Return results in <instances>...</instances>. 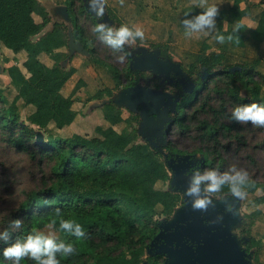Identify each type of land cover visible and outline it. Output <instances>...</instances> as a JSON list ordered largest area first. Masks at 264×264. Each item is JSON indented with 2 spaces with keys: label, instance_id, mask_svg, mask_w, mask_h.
<instances>
[{
  "label": "trees",
  "instance_id": "1",
  "mask_svg": "<svg viewBox=\"0 0 264 264\" xmlns=\"http://www.w3.org/2000/svg\"><path fill=\"white\" fill-rule=\"evenodd\" d=\"M77 2L81 3L78 15L71 17L73 37L86 48L88 42L96 43L98 39L96 34L87 37L78 22L80 16L90 15L82 0H68V10ZM106 13L115 26L122 23L111 8L107 7ZM246 13L245 10L237 11L236 19ZM50 23L51 29L42 34ZM237 26L238 32L233 34L239 37L245 26ZM253 33L264 35V10ZM36 36L39 37L34 39ZM0 43L13 53H26L23 67L27 75L16 65L9 66L6 73L17 86V99L34 108L27 117L28 123L40 130L51 123L58 129L71 125L76 118L72 94L85 82L79 79L70 96L62 95L63 86L76 72L74 67L65 69L61 64L69 57L68 51L65 52L69 44L66 24L52 22L40 0H0ZM150 49H157L170 58L165 52L166 44L153 43ZM122 53L126 55L125 50ZM40 54L48 56L53 65H45L39 58ZM126 57L130 62V55ZM225 59L223 51L200 53L189 64L187 75L195 83L194 91L180 94L173 116V124L180 132H195L204 144L192 152L203 155L201 170L225 167L226 162L218 150L221 140L234 142L235 151L245 144L246 134L241 121L229 119L232 107L253 101L264 102L260 95L264 75L256 69L259 60L231 70ZM113 70L117 80L125 81V88L142 83L146 76L145 71L132 69L130 65L123 71ZM238 84L246 97L239 96ZM154 88L159 89V84H154ZM104 96L112 97L113 89L98 90L93 99L101 100ZM102 114L109 127L96 128L99 137L73 134L62 139L48 136L39 144L35 143V132L31 126L18 124L15 102L6 109H0V130L8 132L7 141L26 152L38 165L43 160L53 163L41 186L27 195L1 226L0 230H9L10 239L0 241V264H12L3 256L2 249L28 232L49 225L57 207L65 211L66 216L80 222L86 231L85 237L71 236L59 229L57 221L53 228L59 233V239L71 240L76 248L71 256H60V264L143 263L150 242L159 232L157 207L161 208L159 213L164 219L169 220L182 204L183 197L173 188H156L158 182H168L171 176L160 150L152 148L149 143H137L140 115L130 112L125 118L122 108L113 100L103 103ZM122 123L130 129L116 131L114 126ZM260 147H264V141ZM221 148L226 149V146ZM165 149L172 154L177 152L169 142ZM257 188L253 182L246 186L250 193H255ZM219 194L233 196L228 185ZM253 202L264 205V193L256 196ZM260 214V210L254 211L251 220ZM17 218L22 221L20 227L13 224ZM244 225L241 232L248 236L244 242V250L248 253L260 243L245 230ZM161 260V255L149 257L152 264H160ZM20 264L36 262L24 257Z\"/></svg>",
  "mask_w": 264,
  "mask_h": 264
},
{
  "label": "rangeland",
  "instance_id": "2",
  "mask_svg": "<svg viewBox=\"0 0 264 264\" xmlns=\"http://www.w3.org/2000/svg\"><path fill=\"white\" fill-rule=\"evenodd\" d=\"M131 1L138 2L139 0ZM154 1L156 0H143L146 6L145 13H143L144 18L140 19L136 26L139 25L144 30V37L142 39L145 41V46H148V51H151L148 53L154 54V57L160 60V62L162 61L164 64H168L169 71H165L164 69L163 73H160L156 69L146 70L144 81L133 86L135 90L151 96L171 95L176 104H178L181 99L180 94L183 92V82L174 74L173 68L178 65L184 73L185 80L190 81L195 87V83L188 78L187 69L189 64L200 53L225 52V64L230 66L231 70L238 69L241 64H249L253 60L258 59L259 63L256 69L264 75V35L253 33L258 28V20L261 12L264 10L262 0H170V2L169 0H160L163 2L160 4L162 6L161 11L170 12V15H168L169 18H167L168 24H166L167 22L163 23L165 24V26L163 25V33H160L161 29H155L157 24L159 25V22H162L164 19L163 16L162 18H158L156 8L154 9L153 7L155 4ZM40 2L49 13L51 21L52 19L60 21L68 17L67 22L70 24L71 34L73 35L71 17L72 15H78V6L81 3H75L68 10V0H40ZM105 2V7H109ZM86 3H88L87 0H82L84 6ZM207 3L218 4V15L215 18L217 30L225 35L231 33L233 35L232 40H225L221 44L214 40L212 36H204L202 34L185 35L184 28L180 24L185 13L189 16L195 15L197 12L202 11V7L206 6ZM106 8L102 16H97L94 13L89 16L79 17L78 22L85 30L87 37L95 35L92 32L95 21L106 17L108 23L114 25L107 16ZM239 10H245L247 13L242 15L241 18L236 19L235 13ZM151 23H155V26L152 27ZM238 24H243L245 30L238 34L239 37H236L233 34H236L233 29ZM51 27L49 28L51 29ZM50 29H47L45 32ZM166 37L170 39L172 45H168L167 42H160V39ZM153 38L158 39L155 41ZM73 42L76 43L77 41ZM132 42L130 40L126 46L132 47ZM158 42L167 45L165 52L170 58L165 55L163 56L157 49H150L151 44ZM91 49L94 50L93 53L89 52ZM169 51L173 54L172 56L169 54ZM85 52L84 54L77 55L81 63L80 69L82 70L80 76H83L87 80V83L72 94V108L76 112V118L71 125L62 129L56 128L51 123L45 129L40 130L28 123L27 117L34 111V108L24 104L22 100L17 99V86L10 81L6 73V69L9 66L16 65L27 75L23 67L26 53L24 51L13 53L0 43V109H6L15 102L17 106L18 124L21 126H31L35 132V143L41 144L48 139V136L62 139L69 138L73 134L90 138L99 137L96 128L109 127V124L103 118L102 105L104 102L113 100L122 108L125 118L129 116L130 112L140 115L141 122L137 126L139 131L137 143H149L146 139L149 128L143 118L145 102L133 92L123 100L122 93L126 89L125 81L122 79L117 80L113 70L114 68L118 71H123L138 54L131 55L126 51V55H130L129 62L124 53L112 51L109 46L100 43L99 40L96 43L88 42ZM119 56H123V59H118L117 57ZM40 60L47 66H51L53 63L44 54L40 56ZM62 63L67 68L70 62L64 60ZM204 77L205 75L202 74V78ZM79 79L82 78L74 77L73 79H69L61 90L62 95L66 97L70 96ZM156 83L159 84V89L154 88V84ZM103 88L113 89V96H104L101 100L93 99V95ZM236 89L240 97H246L245 91L239 84L236 86ZM260 95L264 100V85L262 86ZM174 114L175 112L169 114L170 120H173ZM241 123L244 126L243 133L246 134L245 144L235 151L236 144L234 142L231 141L228 143L227 140H221L218 150L221 152L226 165L224 168H218L216 170L221 173L229 171L233 165L245 168L250 181L256 183L258 188L255 193H250L245 189V195L242 198H237L234 195L221 196L219 191L206 194L216 201L231 200L237 206L236 213L231 221L230 232L236 238L239 247L244 249V242L248 239V236L241 232V228L243 223H245V230H248L250 235L260 243L258 247L252 248L247 253L248 259L251 264H264V205H257L253 202L256 196L264 193V147H260L264 141V126L254 125L251 121H241ZM192 128L194 129L195 127L192 126ZM114 129L118 132H123L129 130L130 127L122 123L114 126ZM7 138L8 132L5 133L0 130V229L10 214L26 199L27 195L41 186L46 178V173L53 165L49 160H43L42 164L38 165L36 161L30 159V156L26 152L12 146L7 141ZM168 142L177 151L172 154L165 147L161 148L162 161L170 175L171 171L169 170L168 162L171 157H175L176 155H191L196 166L200 168L204 157L201 153L193 154L192 152L199 147H203L204 144L199 140L195 132L182 133L173 124L169 133ZM223 146H226V149L221 148ZM171 180L165 183L158 182L156 188L162 190L168 188L174 189L171 185ZM182 205L183 203L176 208L171 216L172 219L175 218L176 212ZM157 210L156 219L159 224H164L171 219H164L159 213L161 210L160 207H157ZM256 210H260L261 214L251 220V214ZM39 230L51 231L58 239L60 237L59 233L53 227H49V225ZM150 256H152L151 253L146 250L142 264H148Z\"/></svg>",
  "mask_w": 264,
  "mask_h": 264
},
{
  "label": "water",
  "instance_id": "3",
  "mask_svg": "<svg viewBox=\"0 0 264 264\" xmlns=\"http://www.w3.org/2000/svg\"><path fill=\"white\" fill-rule=\"evenodd\" d=\"M85 9L89 14H94L89 4L85 5ZM99 22L108 23V20L104 17ZM70 46L81 52L86 51L80 42L71 43ZM130 67L140 71L151 69H156L160 73H163L164 69L169 71L168 64L160 62L151 53L134 57ZM173 72L183 82V92L193 93L194 84L185 80L184 73L178 65L174 66ZM132 92L145 102L143 118L149 128L146 139L152 148L161 151V148L168 144L173 124L169 114L176 112L177 104L171 95L151 96L138 92L134 87L124 89L122 99ZM191 157L186 154L169 159L171 185L176 192L181 193L183 205L176 212L175 218L159 224V232L147 250L151 255L165 256L166 261L163 264H251L248 255L239 247L236 238L230 232L237 206L231 200L216 201L210 198L212 202L207 208L198 209L192 206L193 198L184 194L190 175V173L186 175V172L196 166Z\"/></svg>",
  "mask_w": 264,
  "mask_h": 264
},
{
  "label": "clouds",
  "instance_id": "4",
  "mask_svg": "<svg viewBox=\"0 0 264 264\" xmlns=\"http://www.w3.org/2000/svg\"><path fill=\"white\" fill-rule=\"evenodd\" d=\"M88 3L97 16L104 14V0H88ZM202 9V11L192 16L185 13L180 21L185 35L202 34L212 36L214 40L221 44L225 40H232L233 35L231 33L225 35L217 30L215 18L218 15V4L207 3ZM238 29L239 26L233 31L237 33ZM92 32L97 35L99 41L119 52L125 50V45L130 40L144 37L142 27H130L126 23L115 26L106 22H99L92 27ZM117 58L123 59V56ZM229 119L251 121L254 125L264 126V102L253 101L251 103L235 104L231 109ZM189 173L184 194L193 198L192 206L198 209H205L212 202L206 193L218 192L225 185H228L235 197L242 198L245 195L246 186L251 182L247 170L235 165L231 167V170L222 173L213 168L201 170L198 166H195L188 169L186 175ZM57 221L59 229L71 236H86L84 226L76 219L66 216L65 211L62 212L59 207L54 209L49 227H56ZM21 223L22 221L19 218L13 221L16 227H20ZM9 239V230L7 228L0 230V241H8ZM75 251V245L71 240L58 239L51 231L35 229L28 232L23 238H17L7 244L2 249V254L4 257L9 258L12 264H20L24 257L31 258L36 264H60V256H71Z\"/></svg>",
  "mask_w": 264,
  "mask_h": 264
},
{
  "label": "crops",
  "instance_id": "5",
  "mask_svg": "<svg viewBox=\"0 0 264 264\" xmlns=\"http://www.w3.org/2000/svg\"><path fill=\"white\" fill-rule=\"evenodd\" d=\"M104 2L106 3L107 6H109L117 14V16L122 20V22L128 24L130 27L136 26L137 23H139V20L144 18L143 13H145L146 6H145V3L143 2V0H139L138 2H136V1L133 2L131 0H115V1L104 0ZM169 2H170V0H169ZM154 3L155 4L153 5V7H154V9L156 8L158 18H162V16H163V19H164V20H162V22H159V25L157 24L155 29H159V30L161 29L160 33H163V29H164L163 25L165 26V24H163V23L167 22L166 24H168L167 18H169L168 15H170V12L168 13V11L167 12H165L163 10L161 11L162 6L160 4H162L163 2H161L160 0H156V1H154ZM86 4H89V3H86ZM67 18H64L63 20H60L57 22H64L66 24L67 30H68L69 44H68V50L67 51L69 53V57L66 60L70 62L69 63L70 67H74L76 69V72L72 75V77L70 79H73L74 77L75 78L81 77L86 84L87 80L83 76H80V74H82V70L80 69L81 63L79 61V57L77 56L79 54H84L86 52H81L75 48H71V46H70L71 43H75L73 41H76V40L74 39L73 35L71 34V28H70L69 22H67ZM52 21H56V20L52 19ZM151 24H152V27L155 26V23H151ZM169 24H171V23H169ZM47 26L44 29V31L42 32V34L45 33V31L47 29H50L49 27H51V24H48ZM36 37L38 38L39 36H36ZM153 39H155V41H157L158 38H153ZM132 41H133L132 47L131 46L127 47L125 45V49L128 48V49H126V51H128L131 55L138 54V56H141L143 54H148V52H151V51H148V49H147L148 46L147 45L145 46V41L142 38L137 37L135 40H132ZM99 42L103 43L101 41H99ZM160 42H167L168 45L169 44L172 45L170 43V39H168V37L160 39ZM133 47H134V49H132ZM169 54L171 56L173 55L170 51H169ZM41 55L42 54H40V56ZM40 56H39V58H40ZM138 56H136V57H138ZM61 64L65 69H69V66L66 68L65 64H63V63H61ZM52 65H53V63L51 64V66ZM51 66H49V67H51Z\"/></svg>",
  "mask_w": 264,
  "mask_h": 264
},
{
  "label": "flooded vegetation",
  "instance_id": "6",
  "mask_svg": "<svg viewBox=\"0 0 264 264\" xmlns=\"http://www.w3.org/2000/svg\"><path fill=\"white\" fill-rule=\"evenodd\" d=\"M99 21V20H98ZM97 21V22H98ZM51 24V23H50ZM76 40V39H75ZM77 42H80L79 40H76ZM81 43V42H80ZM82 45V44H81ZM84 48V47H83ZM86 50V48H84ZM68 50V49H67ZM82 80V79H81ZM243 249V248H242ZM244 250V249H243ZM245 251V250H244ZM246 252V251H245ZM247 254V252H246ZM152 256H156V255H152ZM166 261V257L165 256H162V260L160 261V264H163L164 262ZM148 264H152V263H148Z\"/></svg>",
  "mask_w": 264,
  "mask_h": 264
}]
</instances>
